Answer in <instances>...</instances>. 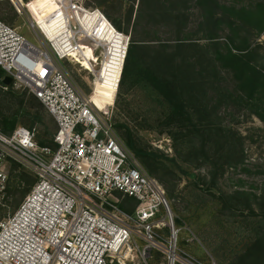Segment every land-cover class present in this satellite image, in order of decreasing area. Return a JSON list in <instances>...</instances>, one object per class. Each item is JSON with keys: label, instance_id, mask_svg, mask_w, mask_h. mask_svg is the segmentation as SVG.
<instances>
[{"label": "built area", "instance_id": "1", "mask_svg": "<svg viewBox=\"0 0 264 264\" xmlns=\"http://www.w3.org/2000/svg\"><path fill=\"white\" fill-rule=\"evenodd\" d=\"M10 1L18 13L28 11L41 46L0 19V68L10 85L27 90L52 116L55 148L39 145L24 126L0 131V264H149L153 250L165 264H204L178 248L164 188L116 136L113 104L97 108L63 68L64 60L73 61L96 78L108 42L90 18L107 17L85 0H51L54 13L38 19L30 2ZM86 48L93 69L82 66ZM3 77L0 86L7 88ZM12 161L35 183L13 213L1 215ZM122 197L137 202L132 212L120 207Z\"/></svg>", "mask_w": 264, "mask_h": 264}, {"label": "trees", "instance_id": "2", "mask_svg": "<svg viewBox=\"0 0 264 264\" xmlns=\"http://www.w3.org/2000/svg\"><path fill=\"white\" fill-rule=\"evenodd\" d=\"M91 1L99 8L109 2ZM145 1L146 12L142 9ZM192 3L200 11L198 28L210 42L198 53L183 49L188 45L183 40L190 39L194 33L189 28ZM12 20L8 19L9 22ZM110 22L117 30H122L113 19ZM131 23L117 89L118 98L123 97L124 87L133 74L150 85L169 107V113L160 127L167 128L163 131L177 144L176 152L184 157L183 162L204 167L206 174L198 177L200 182L209 178L210 186H215L226 167L243 163L241 154L235 148V142L238 143L236 135L231 128L220 123L221 110L248 113L264 123V61L259 48L250 47L247 37L253 30H256V37L264 32V0H255L254 10L227 6L218 0H140ZM224 29L229 30L227 41H214ZM123 31L128 33V29ZM162 34H166V39H161ZM171 40L175 41L174 45L168 43ZM4 75L0 68V77ZM1 93L4 99H18L20 102L12 108L0 101V131L10 134L17 126L35 131L37 125L41 127V132H35L38 144L54 149L55 123L42 103L30 93L26 95L15 90L12 85L7 88L0 86ZM25 98L29 99V106L23 104ZM116 102L118 109L119 99ZM122 115L123 112L118 109L116 117H112L114 131L148 175L164 184L165 174L162 171L166 166L162 158L150 150L149 145L144 147L139 142L133 129L121 120ZM46 124L50 125L49 129ZM9 164L7 191L20 195L13 204L16 209L34 185L35 177L19 163L12 161ZM11 180L13 187L9 189ZM234 198L248 202L247 205L252 200L257 201L255 194L248 195L244 191H235ZM259 199L264 206V195ZM119 205L123 210L132 212L137 202L133 198L122 197ZM247 209L254 213L250 205ZM261 214L264 215V211ZM237 259L241 264L264 263V226L256 228L245 253Z\"/></svg>", "mask_w": 264, "mask_h": 264}, {"label": "rangeland", "instance_id": "3", "mask_svg": "<svg viewBox=\"0 0 264 264\" xmlns=\"http://www.w3.org/2000/svg\"><path fill=\"white\" fill-rule=\"evenodd\" d=\"M23 1L30 2L28 8L35 16H38L39 10L42 14L43 6L48 8L51 2V0ZM218 1L221 4L235 8L245 7L254 10L255 0ZM84 5L99 9L107 17V20H103L99 14H96L90 18L103 27L104 34L102 38L105 42H108L114 31H118L122 34L123 42L126 43L132 28L131 22L140 6V0H109L103 8L95 6L91 0H85ZM131 7L133 8L132 11H130ZM142 9L146 12V1L143 3ZM189 11V28L194 33L190 39L183 40L185 44H188L183 49L198 53L201 48L207 47L210 42L203 37L201 29L198 28L201 21L199 8L192 3ZM53 13L54 10L51 11V14ZM9 18L13 19L12 22L8 21ZM0 19L13 26L20 35L31 43L41 46L36 35L29 27L30 17L24 7L21 8V13H18L10 0H0ZM112 19L122 30H117L110 23ZM124 29H128V33H125ZM160 29L164 30L163 27ZM228 32V29H224L214 41L224 43L227 41ZM58 33L60 32L58 31ZM255 33L256 30H253L251 34L247 35L248 41L250 47L256 46L259 48L262 56L261 60L264 61V32L258 37L255 36ZM144 37L146 38V35ZM161 39H166V34H162ZM168 43L174 45L175 41L171 40ZM86 51L85 57H89L90 49L86 48ZM124 59L125 55L123 63ZM62 63L67 75L79 90L86 96L91 94V98L101 100L96 90L100 86L94 80V75L88 73L73 61L64 60ZM82 66L91 69L86 60ZM14 89L29 95V92L23 88ZM117 89L113 91L111 101H109L110 99L105 100L108 106L113 104L111 121L113 116L116 117L118 109H121L123 112L121 120L133 129L135 136L144 147L149 145V149L159 155V158H162L163 164L166 166L162 171V174H165L163 182L166 186L159 183L162 186L164 185L165 196L174 216L175 225L179 228L178 248L191 254L196 260L204 264L211 261L216 264H241L237 258L245 253L247 245L254 238L256 228L264 226V215L261 214L264 211V206L261 205V199H259L264 195V123L256 116L248 113H229L223 109L221 110V114H219L221 117L220 123L222 126L231 128L233 134L236 135L238 143L235 142V148L241 154L243 163L226 167L217 184L210 186L209 178L205 179L203 183L198 178L206 174V169L183 162L184 157L179 156L176 152L177 144L166 131H163L167 128L160 127L169 113V107L163 98L150 85L139 79L136 74H133V77L124 87V95L121 99L118 98ZM118 99L119 108L116 109V100ZM2 100L4 104H10L12 108H15L20 102H18V99L17 101L12 98L4 99V95L1 93L0 101ZM23 104L29 106V99L25 98ZM46 126L48 129L50 128L49 124H46ZM35 132H41V127L36 125ZM115 134L119 138L116 132ZM119 140L121 141L120 138ZM136 160L142 171L148 174L139 160ZM25 170L31 174L27 169ZM9 175L10 164H8V181L10 179ZM12 187L13 182L11 180L9 189H12ZM7 188L2 201L1 215L13 213L17 209H14L13 204L16 199L20 198L18 193L12 194L7 191ZM235 191H244L248 195L255 194L257 201L252 200L248 205V202L237 201L234 198ZM251 198L253 197L251 196ZM249 205L254 213L248 211ZM138 245L142 246V243L138 241ZM135 253L137 252L135 251ZM147 259L149 264H165L163 255L155 250L151 251Z\"/></svg>", "mask_w": 264, "mask_h": 264}, {"label": "bare ground", "instance_id": "4", "mask_svg": "<svg viewBox=\"0 0 264 264\" xmlns=\"http://www.w3.org/2000/svg\"><path fill=\"white\" fill-rule=\"evenodd\" d=\"M55 8L56 5L51 1L48 5V8L47 6H43L42 14H38L37 18L40 19L42 15H51V11L55 10ZM122 38L123 37L120 32L114 31L112 33V36L108 40L107 49L105 50V58H103L101 66L96 72L95 81L100 86H98L99 88H96V90L102 101L98 98L94 99L91 97L90 100L97 108H100L101 110L108 106L105 100L110 99L109 101H111L113 96L112 93L117 89V83L122 70V63L125 54V46L123 44ZM85 52H87L86 49ZM85 60L90 68L93 69L86 57Z\"/></svg>", "mask_w": 264, "mask_h": 264}, {"label": "water", "instance_id": "5", "mask_svg": "<svg viewBox=\"0 0 264 264\" xmlns=\"http://www.w3.org/2000/svg\"><path fill=\"white\" fill-rule=\"evenodd\" d=\"M2 83L5 85V86H9L11 84V77L6 75L3 77L2 79Z\"/></svg>", "mask_w": 264, "mask_h": 264}]
</instances>
